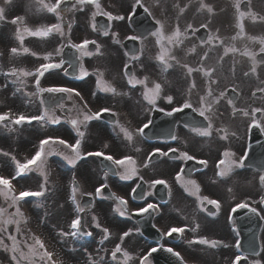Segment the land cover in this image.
I'll return each instance as SVG.
<instances>
[{
	"label": "flooded vegetation",
	"instance_id": "obj_1",
	"mask_svg": "<svg viewBox=\"0 0 264 264\" xmlns=\"http://www.w3.org/2000/svg\"><path fill=\"white\" fill-rule=\"evenodd\" d=\"M143 3L144 7H147L149 12L152 13L151 16L147 13L149 16V23L153 25V29L150 28L151 30L144 26L134 28L131 25L130 18L125 17V20L123 21L109 22L106 19L105 26L108 30L107 36L103 34L104 31L97 28V31H93L91 28H87L85 31L87 37H91L92 40L95 41L96 46L99 45L100 47V52L97 53L95 59L83 57V65L85 69H87L89 73H103L104 83L110 84L120 92H129L128 96L113 97L110 93L98 91L97 88L96 93H93L92 90L94 89V83L97 81L96 75H90L79 83H72L65 76L66 65L55 73L47 74L48 78L42 81V85H57L76 88V90L81 92L84 100L88 101L89 109L91 111H98L104 107L110 108L111 111L117 113L116 117L112 116V122L118 118L120 124L133 134V141L131 143L125 141L120 129H114L112 122H106V117L101 118L99 121L89 122L87 128L81 127V131L85 132V138L82 142L83 146L81 150L83 156H86L89 151H103L107 155L122 158L123 154L120 156L114 154L113 150L118 149L121 152H127L129 154L128 156H131L136 161L135 166L138 169V181L133 179L132 183L125 184V182L120 183L118 180L116 182V179H118L117 175L116 177L108 176L105 178L104 172L98 168V165L95 162L91 163L87 160H81V163L75 172V178L81 182V179H83L88 173L92 174L95 184H92L91 191L86 189L82 192L84 195L90 197V207L93 208L96 217L102 218L104 222L111 225V222L108 220L111 211L109 203L107 201L104 203L94 202L93 196L87 195L88 193H94L96 185L101 186L104 183H107V188L111 193L128 200L129 193H131V189L135 184L143 182L145 192L148 185L154 179H165L169 185L167 189L165 188L167 200L172 203L173 200L178 198L185 200L186 202V214L189 218L187 227H194L195 224H200L201 226L194 234V239H216L229 245L227 248L223 246L209 248L206 245H201L204 249L209 250V252L205 254L204 261L206 262L203 264H232L236 254L234 249L236 238H234L232 231L234 225L228 220L229 216L232 214V206L241 202L248 204H251L252 201L257 202L258 199H261V197L264 196V188H262L261 185L258 186L256 180L255 186L248 188L243 177V174H247V171L238 172L236 170L229 178L221 179L218 177V170L215 169L214 165L217 161V156L220 155L223 150L228 149L226 144L232 138H235L234 142L237 144L235 150H231L236 153V158L241 155L244 148L243 132L246 123L243 120H238L237 124L231 122L229 115L234 116V114L233 111L228 114V110L233 104H229L228 101H239V103L241 101V107L246 110L248 109L247 101H264V93L256 92L258 87H264V84L260 83L261 81H264V64L257 67L255 75L250 74L245 77L244 72H250L251 61L248 57L240 54L246 47L250 51H259L260 45L256 43L255 40L264 38V19H260L264 18V0H250V4L248 0H244V3L241 4V10L248 11L250 8L251 12L254 13L258 19L253 22L250 18H245L243 21L245 28L244 38L237 39L236 41L232 40V37L239 31L236 27L237 13L233 0H203V3L214 8V14L211 16L207 12H202L200 10L201 0H144ZM130 4L131 3L128 0H104L101 9L103 12L111 13L112 15L126 16L128 10L131 8ZM11 5V7L5 6L7 9V21L1 22L0 24V45H3L2 55L0 57V72H7L12 68L34 72L39 68L41 63L45 62L37 57H43L49 52H53L52 62H59L61 57L55 56L54 53L55 47H59V44L62 42L59 37H54L50 41H40L38 38L26 36L24 45L30 49V52L35 53L36 55L33 56L21 53V55L14 57L11 54V49L13 47H20L19 41L16 37L18 27H28L35 30L40 26H47L58 22L51 14L40 12L33 7H30V5H32L31 3L17 2ZM181 9L184 10L183 13H181ZM86 15H88V13H86ZM17 16L25 18L23 24L18 23L17 25H13L8 22ZM63 18L64 27H66L65 30L68 31V25L72 23L71 11H66ZM85 19H88V17L86 16ZM76 20H78V18H76ZM156 20L161 21L167 34H171L177 25L183 30L188 24H191L195 28H199L201 24L209 23L210 21L207 30L200 28V31L195 35L190 33V39L185 41V45L182 46L183 50H176V55L181 63H186L190 67L197 68L201 66V55L205 51H208L209 56L207 60L203 61V67L205 70L209 68L214 70L211 79L216 81L215 84L210 85L209 78L205 77L203 72H194L191 76H187V70L179 66L170 68L167 73L161 74L160 66H158V62L155 60V56L158 54L159 50V46L155 43V38L149 36L147 40L143 41V44H141L139 40L133 41L128 39L130 36L137 35L143 37L150 31H154L158 27L155 23ZM140 28L145 29L147 32L145 33V31ZM71 31L69 32L70 39H72ZM210 33L219 35L224 41V45L215 48H212L211 46H201V41L206 39ZM249 37L255 38V40L248 39ZM114 39H118L120 43H114ZM231 44H234L239 51L235 54L229 53L225 56L224 46ZM192 47H196L197 49L195 54H192L189 51ZM141 48L143 49L142 53L139 52ZM134 53L140 55L139 62L132 61L129 58ZM222 56L223 59L221 60L220 57ZM259 58L260 57H258V59ZM125 64L129 65L127 70L129 72H134L138 78H143L147 75L149 76L150 81L160 82L162 84L165 94L173 95L175 101L173 105L167 104L164 100L158 101V106L162 107L165 111H170L173 107L179 106L180 102L188 98V89L193 82H195L197 87L192 91L191 99L193 105L196 107H199L197 104L198 96L205 94L209 86L213 88L215 95H220L221 92L225 93L220 103L215 106L213 121L219 122L220 125L215 126L213 122L214 129L216 127L231 128V130L236 133V137L230 136L228 141H220L216 137L215 131H213V136L210 138L199 137L188 126H184L180 121H177L172 127L173 130L171 129L173 134L177 136L176 140L161 139L156 140L154 143L146 142L144 137L137 134L138 128L142 127L143 123L147 122L149 119L153 121V118L158 116H154L155 114L164 113L149 111L147 101L142 99L139 88L137 90L129 91L130 86L127 85V77L124 76ZM141 64H143V68H141ZM78 74L79 68L77 75ZM12 79L15 78L12 77L6 80L3 75H0V114L11 112L15 116L19 114L34 115L40 113L41 97L26 95L35 91V78H23L26 83L25 86L21 88L20 92H16V88L20 87V85L12 84ZM233 88H235L236 96L234 98H229L227 92ZM253 92H256L255 96H253ZM93 94H95V97H92ZM73 100L81 108L83 107L84 101H81L79 97H74ZM24 101L31 102L23 105ZM72 105L73 101H67L64 113H61L57 109L56 114L61 116L62 122L64 116L67 114V109L71 108ZM89 109H85V111H88ZM72 115L75 116L76 113L73 112ZM181 116L182 118L188 117H184L183 113ZM242 117V115H239L236 119ZM160 125L162 127V130L160 131H157L150 126V133L159 135L167 134L170 122L168 116L165 114L161 117ZM11 126L15 129L10 132L11 134L17 132L19 128H25L31 131L29 135L24 136V139L19 138L22 143L26 144L25 146H30L31 153L36 150L39 141L38 135H43V137L51 136L53 138H63L69 143H74V139L76 138L75 131L70 125L63 123L61 126H50L48 129L44 130L43 134H41L40 125L35 122L33 125L25 124ZM32 131H35L36 133L34 136H31ZM103 134L107 136V140H105L106 136ZM104 145H107L108 147L105 148ZM54 147L59 150H66L59 145ZM157 147L164 151H167L171 147H176L178 152L176 154L170 153V156L178 155L180 151H186L188 154L193 155L196 158L209 161L207 168L201 165V170L193 172L185 179H194L196 181L200 186L199 195L201 197L207 196L209 199H217L220 202L221 208L219 210V215L209 214L216 212V209L212 206L208 211L197 209L195 203L199 201H197L196 196H190L188 194V191L182 186L184 181H176V173H178L181 168L184 169L188 161L185 162L183 160L170 159L169 157H152V159L149 160L152 152ZM135 148H139L140 151H135ZM145 165L148 166L145 167ZM256 175H258V173H256ZM140 177L143 179L141 180ZM55 178L60 182L63 179L61 176H59V178L56 176ZM53 180L55 181L56 179L53 178ZM213 181L216 182L214 183ZM60 182L58 184H61ZM76 185L79 189L80 183H76ZM229 189H231V191H229ZM156 190L158 191L157 188L152 190L154 195ZM190 190L194 191V189ZM69 191L71 194L70 185ZM66 195L67 186L65 185V197ZM103 195L105 196L107 194ZM151 201L156 202L153 195L151 196L150 202ZM203 207L207 208L205 205H203ZM163 209L165 210L166 208ZM171 210V213L168 212L165 215H163L164 213L161 214L163 219L166 221L168 220L169 223H166V221L162 222L160 220L161 217L159 218V222L162 223L163 229L170 224L179 225L182 223L180 215L174 212L177 208H171ZM173 218L174 221H172ZM263 226L264 221L262 222L261 228H263ZM261 230L260 239L264 244V228ZM187 234L188 237L192 239L193 232L187 231ZM47 248L51 251L50 244L47 245ZM188 253L194 256L199 254L198 251H188ZM200 255L201 254L198 256ZM258 260L261 261V264H264V258L260 257ZM1 263L13 264V262L4 255L1 258ZM244 264H249V260Z\"/></svg>",
	"mask_w": 264,
	"mask_h": 264
},
{
	"label": "snow or ice",
	"instance_id": "obj_2",
	"mask_svg": "<svg viewBox=\"0 0 264 264\" xmlns=\"http://www.w3.org/2000/svg\"><path fill=\"white\" fill-rule=\"evenodd\" d=\"M14 0H4V4L11 5ZM250 4V0H248ZM35 3L39 6L38 11L45 12L51 14L58 21L57 23H52L47 26H40L35 30H32L28 27L17 28L16 37L19 41L20 47H13L11 49V54L15 56H19L22 54H30L35 56V53L30 52V49L24 45V40L27 37H35L40 41H50L54 37H59L62 41L59 44V47H55L54 53L55 56H60L61 59L59 62L53 61V52H49L47 55L43 57H37L42 61H45L40 64L39 68L36 71H27L23 69L12 68L7 72H0V75H3L6 80L14 77L15 79L11 80V83L16 85H20V87L16 88V92H20L21 88L25 86V79L27 77H34L35 91L31 94V96H40V105L43 106L42 113L34 114V115H13L11 112H6L4 114H0V126L7 128L9 132L14 131L11 125H40L41 128L48 129L50 126H61L63 124L70 125V127L75 131L76 138L74 139V143H69L63 138H53L48 136L39 141L38 150L35 152L32 158L27 159L26 162L15 161V157L13 160L15 161V172L12 175L11 179L5 178L3 175H0V250H3L5 253L10 254V260L13 264H62L59 254L54 251H49L46 247L45 241L41 239L40 236L35 234H30L27 238L20 240L17 237L22 236L24 234V229L29 224V218L25 216L23 209V205L28 201L29 198L33 199V206L36 208H45L44 216L41 218L42 223H48V217L50 213L46 208L47 201V185L49 184L48 173L46 172V168L48 166V157L50 156H59L63 160L67 162L72 168H76L77 162L85 157L82 155V142L85 138V132L81 131V127L87 128L89 122L91 121H99L105 113H110L111 116L116 117L117 113L111 111L110 108L104 107L98 111H91L89 109L88 101L84 100L81 92L76 90L74 87L67 86H44L42 85V81L47 79V74L55 73L61 70L66 63L63 58V52L65 48H72L78 54V59L83 56H91L95 53L89 51V45L95 44L94 40L84 39L80 43H73L70 39L69 32L71 31L72 25H68V31L65 30L64 27V18L61 13L65 11H84L86 6H94L96 12L93 13V19L96 15H105L109 22L111 21H123L125 20L124 15H112L111 13L103 12L101 9V5L99 0H55L54 3L46 2V0H35ZM234 7L237 13L236 27L239 29L237 34L232 37L233 41L237 39L244 38V19L250 18L253 22H255L258 17L251 12L250 8L248 11L241 10V4L244 3V0H233ZM71 4V7L68 5ZM132 7H141L144 9L149 16L152 15L149 12L147 7L141 3V0H135ZM200 10L202 12H207L210 16L214 14V8L203 3L201 0ZM183 9H181V13H183ZM7 9L3 6H0V22H6ZM24 17L17 16L11 19L10 22L13 25L23 24ZM264 19V18H260ZM156 25L158 27L154 31H150L145 34L143 37L141 36H130L128 39L137 41L139 40L141 44H143L144 40H147L149 36L155 38V43L159 46L158 54L155 56L156 62H158V66H160L161 74H165L168 72L170 68H174L179 66L181 68H185L187 70V76H191L194 72H203V75L209 78V84H215L216 81L211 79L214 74V70L209 68L205 70L203 67V61L208 59L209 52L205 51L201 55V66L197 68H193L188 66L186 63H181L176 55V50H183L182 46L185 45V41L190 39V33L195 35L200 31V28L208 29L209 23H203L199 28L193 27L191 24H188L183 30H181L180 26L177 25L174 31L171 34H167L164 30V25L161 21L156 20ZM93 30L96 29L95 24L92 25ZM105 36L108 35V30L105 29ZM248 39H254L249 37ZM114 43H120L118 39L113 40ZM256 43L260 45L259 51H250L245 48L240 54L242 56L248 57L251 61V69L250 72H244V76L247 77L250 74L255 75L257 71V67L261 64H264V38H260L255 40ZM224 41L219 37V35L210 33L206 39L201 41V46H211L215 48L217 46H223ZM190 53L195 54L197 49L196 47H192L189 49ZM239 49L234 45L224 46V55L227 56L229 53L235 54ZM100 52L99 45L96 46V53ZM140 53L143 52L141 48L139 50ZM258 57H260L258 59ZM132 61L139 62L140 55L132 54L129 57ZM223 59V56L220 57ZM67 63L71 64V61H67ZM143 64H141V68H143ZM125 71L124 76L127 77V85L129 87V91L140 89L142 99L147 101L148 110L163 112L166 116L172 117L177 113H183L186 109H190L193 113L203 118V121L207 122L205 125L201 126H193L188 125V127L194 131L199 137L210 138L213 136V131H215L216 137L220 141H228L229 137H236L235 132H229L226 127H216L214 129L213 124V116L215 114V106L218 105L225 95V93L221 92L220 95H215L214 90L211 86L208 87L207 91L203 95L198 96L197 104L199 107H196L192 103L191 93L194 89H196L197 85L195 82L191 83L190 88L188 89V98L184 99L179 103V106L173 107L170 111H165L162 107L158 106L159 100L166 101L167 104L173 105L175 103L173 95L165 94L164 87L160 82L150 81L149 76L145 75L143 78H138L134 72H129L127 69L129 68L128 64L124 65ZM90 75H96V87L97 90L103 93H110L113 97L118 96H128L129 92H120L115 87L110 84L103 82V73H89L87 69H85L82 62L79 63V74L75 76L77 80H84L86 77ZM260 83L264 84V81ZM6 86V85H5ZM235 91V88L232 89ZM256 92L264 93V87H258ZM256 92H253V96L256 95ZM95 95V94H93ZM74 97H79L81 101H84L83 107L81 108L74 100ZM67 101H73V105L71 108L67 109V114L63 118V122L60 115L56 114L57 109L61 112H65V104ZM229 104H233V114H239L243 117H249V112L242 109H236L234 106V102L232 100L228 101ZM85 109H89L85 111ZM75 112L76 115L73 116L72 113ZM257 113H259V118H257ZM82 117V118H81ZM113 128H119L120 132L123 133V139L129 143L133 141V134L120 124L119 119L117 118L112 122ZM153 125V121L149 119L147 122L143 123L142 127L138 128V135L142 137H146L145 130L149 129L150 126ZM256 128L261 132H264V109L254 108L252 109L250 116V124L249 129ZM238 138V137H237ZM172 140H176L177 136L173 134L171 136ZM62 146L63 149L67 151L59 150L54 146ZM107 148V145H104ZM135 151L139 152V148H135ZM178 149L176 147H171L167 151L161 150L160 148H155L152 152L149 160L152 157H169L170 159H178L187 161H194L197 165H202L207 168L209 161L206 159H199L193 155L188 154L186 151H180L178 155L170 156V153L176 154ZM4 156H8L7 152L2 153ZM90 157H103V160L110 162V169L104 172L105 178L111 175L119 176V179L122 181H130L136 179L138 176V169L135 166L136 161L128 155L123 156L122 158H116L113 155H106L103 151H89L86 154ZM248 159V154L245 152L239 158H236V153L231 151L230 149L223 150L220 155L217 156V161L214 165L215 169L218 170L217 175L221 179H226L232 176L236 170L244 168L245 161ZM148 165H145L147 167ZM38 173L42 178L43 182L39 184V190H31L24 188L23 184L19 182L20 177L28 176L31 173ZM261 175L259 176V183L262 188H264V169H261ZM142 180L143 178L140 177ZM175 179L177 182L184 181L182 184L185 187V190L188 191V194L195 195L197 201H199L201 205V211H208L203 205H211L214 209H216L215 213H209L210 215H219V210L221 208V204L217 199H209L207 196L201 197L200 186L196 183L194 179H185V169L181 168L178 173L175 175ZM13 180H17V186L13 185ZM214 183L216 181H213ZM157 185H163L166 189L169 187L168 183L165 179L157 178L154 179L145 190V196H152V190L156 188ZM143 185L141 183L135 184L132 187V199L136 200L137 190L140 189ZM108 187L107 183H104L100 187L95 189V197L105 198L103 193L104 189ZM194 189V191L190 190ZM231 191V189H229ZM78 186L76 185L75 178L72 181L71 188V196L70 201L74 206L71 210L70 216L74 213V218H70L67 229L61 228L57 231V239L61 242H66L69 238L72 241H83L85 238L93 237V232L86 231L87 221L82 222V217L80 213L85 212V206H82L80 201L77 199ZM81 195H84L83 193ZM87 195L91 196L92 193H88ZM116 203V207L114 209L115 213H118L120 217H125L126 219L131 220L132 217L127 215V207L128 200L123 199L119 196H116L114 193L110 196ZM261 205H264V196L259 200ZM59 207L61 209L64 208L63 204H60ZM240 209L248 210L254 216H261V212L257 211V208L250 207L248 203L241 202L238 203L235 207L231 209L232 213H236ZM152 213H159V206L156 203H146V206L138 207V210L134 213L137 217H144L145 214L151 215ZM229 221L233 224L235 221L232 216H229ZM93 227L100 229L103 233V238L99 241L101 245L104 244V241L109 238V230L108 228H101L100 223L97 221L96 216H92ZM55 227V226H53ZM155 227V225H153ZM200 224H195L194 227L186 228V227H170L166 235L168 237H172L173 234H177V236H183L186 231H192L195 233L200 229ZM11 229V230H10ZM139 231V229H137ZM235 231V229H233ZM131 230L125 231L121 237V241L124 237L131 236ZM238 235V233H237ZM164 236V233H161V237ZM5 240L10 242V245L5 242ZM189 246L192 245H206L209 248H218L223 246L225 248L229 247L228 244L224 243L221 240L216 239H208V238H199L192 239L187 241ZM236 254L235 258L232 261V264H241V261L248 260V257L241 252L242 245L239 240L235 243ZM163 250L166 253L170 254L171 257L174 258V264H184L183 258L181 257L179 252L173 250L172 247H163L160 248L152 247L150 251H148L147 255L143 256L140 259L139 264H151L150 257L153 253H156L159 250ZM68 251L72 253H76L78 251L77 248H70ZM107 251V250H105ZM261 251H264V248H261ZM86 253V264H129L130 261L133 260L132 255L129 254L128 251L122 250L121 245L118 243L115 246V249L111 251V261L105 262L104 256H100L99 260L93 258L91 254ZM118 254L119 257L118 258ZM259 252L254 253V255L259 256ZM249 264H261L260 260H252L249 261Z\"/></svg>",
	"mask_w": 264,
	"mask_h": 264
},
{
	"label": "rangeland",
	"instance_id": "obj_3",
	"mask_svg": "<svg viewBox=\"0 0 264 264\" xmlns=\"http://www.w3.org/2000/svg\"><path fill=\"white\" fill-rule=\"evenodd\" d=\"M16 3L17 2H22V1H25L27 3H35V0H14ZM47 2L48 1H51V0H46ZM101 1V0H99ZM2 3H4V0H0V6H2ZM100 5H101V8L103 7L102 5V2H100ZM12 5H10L11 7ZM39 7V6H37ZM85 8H87L88 10V15H86V11H85V16L84 14L82 13V11H76V10H73L72 11V27L75 30V35H74V38H75V42H82L84 39H87L86 36L82 33L85 32V26H83L82 24L84 22L88 23V20L85 19V17H90V19H92L93 17V13L95 12V7L94 6H86ZM76 16H78V21H74ZM89 25L92 26L91 22H89ZM3 45H0V55H2V51H3ZM27 62V61H26ZM0 65H1V60H0ZM31 101H24L23 102V105L24 104H28L30 103ZM241 103V101H240ZM247 103L250 105V108L251 110L254 109V108H261V109H264V101H247ZM231 113V110L229 109L228 110V114ZM229 118L231 120L232 123L234 124H237L238 123V119L232 117L231 115H229ZM239 120H243V119H239ZM247 121H250L247 120ZM246 121V122H247ZM215 126H218L220 125L219 122H215L213 121ZM12 127V126H11ZM13 128V127H12ZM14 129V128H13ZM229 132H234L230 129H228ZM7 132V128L5 127H0V175H4L5 178H9L11 179V174H10V170L8 169V165L12 162L13 164H15V161H24L25 159H27V157L30 155L31 151H30V146H25L26 144L25 143H22L21 140H19V138H23L24 139V136L26 135H29L30 134V130H27L25 128H19V130H17V132L15 133H10L8 131V133L6 134ZM36 133L35 131H32L31 133V136H34ZM105 135V134H103ZM106 136V135H105ZM41 137H43V135H38V139H40ZM37 138V137H35ZM107 136L105 137V140H107ZM235 141V138H232L230 141L227 142L226 144V147L230 150H235L236 148V142ZM9 142V143H8ZM114 151V154L117 156V155H129L127 152L124 153V152H121L120 150L118 149H115L113 150ZM4 152H7L8 153V156H4L2 153ZM13 157H15V161L13 160ZM50 164V163H48ZM10 166V165H9ZM51 166V164H50ZM52 168L55 170L54 173L51 175L48 173V177L51 179L52 177L55 180V182L53 184H55V186H49L47 185V188H48V193L49 195L47 194V201H46V205L48 204H52L54 207L49 209L48 212L50 213L49 217H48V223L46 226H43L45 223H42L41 222V218L44 216V212L45 211H40V210H44L45 208H36V207H32V208H25V206H23V211L26 212V214L28 215V211L27 210H33L35 211L36 214L38 217H39V225L42 226L41 229H43L45 232H46V242L47 243H50V246L52 247L53 251L55 253H58L59 254V258L62 262V264H74V263H81L83 260L81 259V256L79 255H74V256H71L69 254H64L63 253V249L67 247V241L66 242H61L60 240L57 239V231L60 230L61 228L64 229V227L66 226V222L65 220H67V217H68V205L67 203L65 202V185H66V180H69L67 178V175L64 174L62 171H61V168L55 164H53ZM14 172V171H12ZM4 173V174H2ZM37 174V173H35ZM62 175H64L65 177L61 180V182L59 180H57V178H55L56 176L59 178V176L62 177ZM243 177L245 179V183L247 185L248 188H252L255 186V180L257 182V175L256 174H253V173H247V174H243ZM33 176H28V178L24 179V180H21L19 181L20 183L23 184L24 188L26 189H31V190H39V185L38 184H33L31 183V180ZM81 179V178H80ZM93 176L92 174L88 173L83 179H81V182L79 181L80 183V190L79 191H84V190H89L91 191V188H92V184H95V182L93 181ZM51 182V181H49ZM61 183V184H58V183ZM52 183V182H51ZM14 186H17V183H13ZM64 193V194H63ZM85 193V192H84ZM60 204H63L64 205V208L61 209L59 207ZM171 206V207H170ZM169 206V208L167 207V209L163 210V212L161 214L165 215L167 214L168 212L171 213L172 209H175L177 208V210H175L174 212H177V211H180V213L182 211H184L185 209V206H186V202L185 200H181V199H175L173 200V202L171 203V205ZM40 211V212H39ZM93 212H90V214H92ZM181 216V214H180ZM34 217V216H33ZM183 217V220L185 223L188 222V217L186 215H182ZM34 221L31 222V224L29 225V229L30 228H34V231L33 233L35 235H37L36 233V229H37V226L38 223H37V219H32ZM162 222H165L166 220L163 219L162 215H161V219H160ZM172 221H174V218L172 219ZM93 223V222H92ZM166 223H169V221L167 220ZM176 223V222H175ZM160 225H162V223L159 222ZM177 225V224H175ZM55 226V227H53ZM110 227H112V225H110ZM113 228V227H112ZM11 230V229H10ZM113 230H115L113 228ZM38 232V230H37ZM39 233V232H38ZM40 234V233H39ZM122 235V233L120 234ZM134 237V236H133ZM121 241V239H119ZM131 241L127 242L126 244H124V247L122 248V250H125V251H128L130 255H132L133 257V260L129 262V264H133L134 260L139 258V256L141 255V253L144 252V248H139L138 244H137V240L136 238L134 239H129ZM185 240V239H184ZM184 240H183V243L182 245H184ZM128 241V239L126 240ZM6 243H10L9 241L5 240ZM185 243H186V240H185ZM123 246V245H121ZM91 251L88 250V254L90 253ZM209 252L208 249H205L200 256H194L190 253H188L187 251L183 250V256L185 258H187V262H190L191 264H203L205 263L206 261H204V258H205V254H207ZM1 254H6L9 258H10V254L9 253H5L3 250H0V258H1ZM229 258V256H228ZM1 264V262H0Z\"/></svg>",
	"mask_w": 264,
	"mask_h": 264
},
{
	"label": "water",
	"instance_id": "obj_4",
	"mask_svg": "<svg viewBox=\"0 0 264 264\" xmlns=\"http://www.w3.org/2000/svg\"><path fill=\"white\" fill-rule=\"evenodd\" d=\"M261 151H262V150H261ZM261 151H260V149L257 151V152H258V156H257L255 146L252 147V150H251V157H250V162H257L258 159H259V156L261 155Z\"/></svg>",
	"mask_w": 264,
	"mask_h": 264
}]
</instances>
